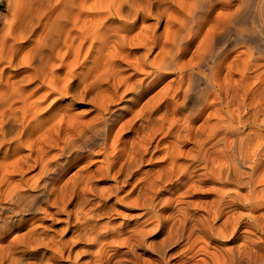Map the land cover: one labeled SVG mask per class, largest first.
<instances>
[{
    "label": "bare ground",
    "instance_id": "obj_1",
    "mask_svg": "<svg viewBox=\"0 0 264 264\" xmlns=\"http://www.w3.org/2000/svg\"><path fill=\"white\" fill-rule=\"evenodd\" d=\"M158 154L167 167L145 170ZM135 172L139 220L162 238L140 223L95 235V263L264 264V0H14L0 35V264H83L72 207ZM206 181L214 200L150 212L166 185L182 203Z\"/></svg>",
    "mask_w": 264,
    "mask_h": 264
},
{
    "label": "rangeland",
    "instance_id": "obj_2",
    "mask_svg": "<svg viewBox=\"0 0 264 264\" xmlns=\"http://www.w3.org/2000/svg\"><path fill=\"white\" fill-rule=\"evenodd\" d=\"M13 2H14V0H3L2 2H0V32L1 33L4 30L6 23L11 18V7L13 5ZM1 33H0V35H1ZM160 155L162 156V154H160ZM158 156H159V154L154 156L151 163L145 164L144 169L145 170L146 169L147 170H149V169L162 170L165 167H167V163H165L166 164L165 165L162 162L161 156H160L161 161L158 160ZM201 169L200 168L196 169L197 171H196L195 175H197L198 178L195 177V175H192V177H193L192 181H193V179H194V181L196 179V182H198V179L202 180V178H204L203 174H205L206 171L205 172L203 171V170H205L204 168H201ZM136 173L137 172H135L133 175L128 173L127 175L125 174L126 176L125 175L122 176L121 181H120L121 183L119 185H117L114 182L113 178H109V180L98 179L99 183L97 182L95 187L94 186H93L94 188L92 187V191L87 193V199H86L85 203L80 204V205L77 203L74 207H72V209L74 211L72 213L71 222L72 223L74 222L73 223L74 227H79L82 224L84 226L82 229L83 232L86 231V232L82 233L84 235L83 239L85 242L83 244L79 245L77 248L78 251H80L82 253L81 257L77 261H81L83 264H87L90 261L89 264H92L97 259L99 261L102 260V256L99 255L101 245L98 243L100 245V247H99V246H97L98 245L97 243L93 242V237H95V235L102 236L101 239H104L103 241H105V242H107L108 240L110 242V239H111V241L113 240V237H114L113 235L116 234L114 230L119 231V232L123 231V233H124L123 237L124 238L130 237L133 235L136 236V234L133 233V229L135 227H137L139 225V223L141 226L139 225L140 227L139 226L138 227H139V229H141L143 231L141 237H144L148 242L155 241L158 239L160 240L162 238V233H163L161 231L162 228L156 219L151 220L149 223H143L142 221L139 220L140 214L143 212V210L141 208L137 207V203L133 202L134 200H132L133 196L131 195V189H130V188H132V187H130V184L131 185L137 184L139 182V179L142 177L141 174L139 175V173H137V174ZM198 173H199V176L201 175V173H202V175L199 177ZM184 180H186L185 182H188L189 179L187 177H185L183 179V182H184ZM209 182L210 183H208V181H206V183H205L206 185L204 183L202 184V188L200 190L203 189L204 192L197 189V191L192 192L193 194L191 197L186 198V199L183 198L182 203L175 202L176 200H179V196L177 194V192H178L177 189H179L180 184L176 183L177 184L176 185L174 183V184L166 185L165 188L163 189L162 193L160 194V196L155 200V202L153 204V206L155 205L154 209L150 210V212H152L154 214L156 213L157 215H160L161 219L163 220L164 218L168 217L172 213H173V215L174 214L178 215L177 210L180 207L185 206V204H183V203H186V202H193L194 203L195 202V203L199 204V203L207 202L208 200L210 201L211 199L214 200V198L217 197V194L214 192V190L216 189L217 183H215L214 181H213L214 184L212 183V181H209ZM113 185H115V186H113ZM214 185H216V186L214 187ZM124 186H126V187H124ZM122 187L124 190L122 189ZM176 187H178V188H176ZM119 188H121V190H119ZM233 188H231V189H233ZM210 190H212V191L210 192ZM38 192H40V191L30 192V194L34 196ZM92 192H93V194H91ZM175 193H176V195H175ZM230 195H234V194L230 193L227 196H230ZM107 197H109V198H107ZM228 199L226 197L225 202L228 201ZM184 200H186V201H184ZM201 201H203V202H201ZM176 208H178V209H176ZM234 209L236 210V212L239 211V213H241V211H242L241 215L247 214L246 209H240V208L239 209L234 208ZM75 212L77 214H80V216L77 215ZM194 212H196V210L193 209L192 213H194ZM201 213L202 212H200L199 214H201ZM65 215L62 218L66 219L67 215L66 216ZM202 215H203V213H202ZM34 216L35 215L30 214L29 212H27V213L24 212V216H22V217H23V220L25 222H27V221H32ZM77 216H79L80 222L77 221L78 220V218L76 219ZM38 217H40V216H38ZM83 221L85 222V224H83L84 223ZM86 222H87L88 226L86 225ZM48 223H49V225H52L53 228H51L49 231H47L46 234H48V235L50 234L49 236L55 237L56 235L54 234V232L56 230L55 233L60 234V237H61L60 239H62V240H64V239L69 240L70 239L73 232L70 231L68 233H64V234L62 233V231L64 230L63 228L66 226V223H50V222H48ZM218 225L219 224H217V226ZM86 226H87V228H86ZM73 230L74 229H72V231ZM13 237L14 236L9 237L10 239L8 238V240L10 241L11 239H13ZM88 238L90 240H88ZM67 240H64V241H67ZM88 241H89V243H87ZM230 245L231 244H228L227 246H230ZM80 247L82 249L83 248L85 249L84 252L82 251V249ZM107 247H109L108 249H106L107 253L109 255L115 254L117 252L123 253V252L128 251V248L126 246H120V245L110 246L108 244ZM89 248L91 249V252L94 253V255L90 252ZM211 249L213 250V248H211ZM32 251L36 252L37 253L36 255L40 256L42 258L45 256L44 257L45 259H46V257H48L47 255H49V253L46 254L45 250H43L41 248H37L34 250H30V251L28 250V253H30ZM109 251H110V253H109ZM112 252H115V253H112ZM137 253L142 255L143 259L146 260V262L151 260V254L149 252L145 253V251L142 248L137 249ZM19 254H21V255H19ZM97 254L99 255V257ZM17 255H18L17 257H19V256L23 257L25 255L23 257L24 259L27 256L26 254H24L22 252L18 253ZM95 255L97 258L95 257ZM73 261H74V259H73ZM69 263L70 262H67V261L60 262V264H69ZM172 263H176V261L172 262ZM8 264H10V262ZM95 264H99V263H95Z\"/></svg>",
    "mask_w": 264,
    "mask_h": 264
}]
</instances>
